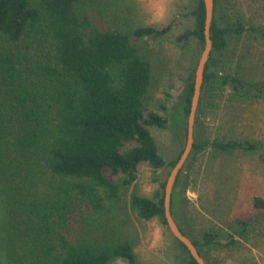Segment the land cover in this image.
Returning <instances> with one entry per match:
<instances>
[{
  "label": "trees",
  "instance_id": "trees-1",
  "mask_svg": "<svg viewBox=\"0 0 264 264\" xmlns=\"http://www.w3.org/2000/svg\"><path fill=\"white\" fill-rule=\"evenodd\" d=\"M217 8L214 0L201 93L226 84L249 93L257 82L228 72L219 77L210 67L212 55L226 49L230 34L264 30L221 24ZM134 10L128 0H0V264H139L124 229L128 213L167 226L165 180L152 196L128 190L141 164L170 171L180 155L166 161L150 130L167 126L172 96L166 91L153 108L155 84H166L156 66L158 53L144 41L167 35L174 21L162 28L142 24ZM189 13L193 25L175 39L182 47L191 40L203 47L202 0ZM196 62L182 103L186 118ZM256 87L264 91V84ZM207 144L218 151L255 145L194 136L191 152ZM185 167L172 189L171 213L206 264H217L214 250L233 251L251 234L264 236L257 227L264 217L260 196L252 201L259 212L232 217L229 230H204L197 238L186 233L178 219L184 204L174 209ZM178 243L184 264H197Z\"/></svg>",
  "mask_w": 264,
  "mask_h": 264
},
{
  "label": "rangeland",
  "instance_id": "rangeland-1",
  "mask_svg": "<svg viewBox=\"0 0 264 264\" xmlns=\"http://www.w3.org/2000/svg\"><path fill=\"white\" fill-rule=\"evenodd\" d=\"M128 3L134 5L142 24L162 28L174 21L167 35L144 40L158 53L156 66L166 84L164 87L162 83L155 84L153 108L158 109L159 103L164 102L166 91L172 96L167 126L150 128L163 157L169 161L185 146L187 118L182 114V103L188 74L202 50L195 40L182 47L184 42L178 43L175 36L193 25L189 11L196 0H128ZM215 14L221 24L236 22L245 28L256 25L264 30V0H218ZM228 38L226 49L212 55L210 67L219 77L228 72L262 86L264 34L243 31ZM256 86L249 93L234 91L229 84L221 91L217 88V92L200 93L193 142L195 136L202 142L233 138L255 145L248 150L218 151L207 144L198 152L190 151L176 186L174 209L179 201L184 204L178 219L191 237L197 238L209 229L223 233L229 230L227 223L232 217L249 218L259 212L253 209L252 201L255 196L264 198V91L259 92ZM168 173L169 167L154 169L141 164L128 193L136 191L152 196ZM128 218L124 229L139 264L185 263L183 248L158 218L145 220L131 213ZM257 227L264 235V217ZM212 256L217 264H264V236L251 234L249 241H242L233 251L217 249ZM114 263L127 264L121 259Z\"/></svg>",
  "mask_w": 264,
  "mask_h": 264
},
{
  "label": "water",
  "instance_id": "water-1",
  "mask_svg": "<svg viewBox=\"0 0 264 264\" xmlns=\"http://www.w3.org/2000/svg\"><path fill=\"white\" fill-rule=\"evenodd\" d=\"M202 2L204 7V24H203L204 45L202 47L201 53L197 59L194 68L193 90L190 99L189 112L187 116L186 142L178 159L176 160L175 164L172 166V168L169 171L163 189V208H164V216L167 227L171 232V234L174 236V238L180 241L187 248L191 256L196 260L197 264H206V262L198 252L192 240L187 235H185L178 227L171 213L170 202H171L172 189L177 174L183 167L192 148L195 115L199 104L201 87L204 77V69L206 62L209 58L210 51L212 49V41L209 34V28L213 16L214 0H202Z\"/></svg>",
  "mask_w": 264,
  "mask_h": 264
}]
</instances>
